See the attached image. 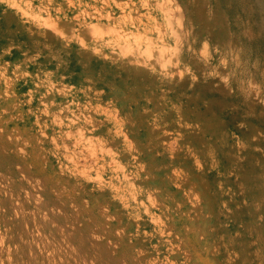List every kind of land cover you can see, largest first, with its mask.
<instances>
[{"label": "rangeland", "instance_id": "374dc122", "mask_svg": "<svg viewBox=\"0 0 264 264\" xmlns=\"http://www.w3.org/2000/svg\"><path fill=\"white\" fill-rule=\"evenodd\" d=\"M0 264H264V0H0Z\"/></svg>", "mask_w": 264, "mask_h": 264}]
</instances>
